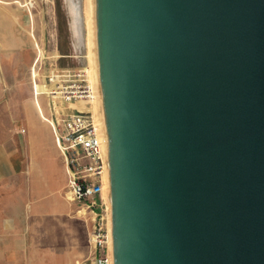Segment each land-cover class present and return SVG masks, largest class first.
I'll list each match as a JSON object with an SVG mask.
<instances>
[{
  "label": "water",
  "instance_id": "obj_1",
  "mask_svg": "<svg viewBox=\"0 0 264 264\" xmlns=\"http://www.w3.org/2000/svg\"><path fill=\"white\" fill-rule=\"evenodd\" d=\"M109 264H264V0H86Z\"/></svg>",
  "mask_w": 264,
  "mask_h": 264
},
{
  "label": "crops",
  "instance_id": "obj_2",
  "mask_svg": "<svg viewBox=\"0 0 264 264\" xmlns=\"http://www.w3.org/2000/svg\"><path fill=\"white\" fill-rule=\"evenodd\" d=\"M10 18L1 8L8 37ZM30 64L0 57V264H89L91 216L67 199L64 160L25 84Z\"/></svg>",
  "mask_w": 264,
  "mask_h": 264
},
{
  "label": "rangeland",
  "instance_id": "obj_3",
  "mask_svg": "<svg viewBox=\"0 0 264 264\" xmlns=\"http://www.w3.org/2000/svg\"><path fill=\"white\" fill-rule=\"evenodd\" d=\"M85 4V0H0V9L11 12V36L0 29V57H26L31 62L25 78L31 93L35 83L51 88L59 82L64 87L77 70L87 66ZM12 36L22 41L20 48ZM36 100L43 118L48 117L52 97L42 94ZM98 201L107 215L103 187Z\"/></svg>",
  "mask_w": 264,
  "mask_h": 264
},
{
  "label": "built area",
  "instance_id": "obj_4",
  "mask_svg": "<svg viewBox=\"0 0 264 264\" xmlns=\"http://www.w3.org/2000/svg\"><path fill=\"white\" fill-rule=\"evenodd\" d=\"M85 76L84 68L77 70L64 87L49 78L54 84L48 94L52 97L48 117L44 119L66 166L67 199L82 205L91 216L89 264H109L107 215L98 201L106 163L102 160L99 133L91 111L78 109L79 103L88 106L92 99L93 92ZM33 94L36 98L34 90Z\"/></svg>",
  "mask_w": 264,
  "mask_h": 264
},
{
  "label": "bare ground",
  "instance_id": "obj_5",
  "mask_svg": "<svg viewBox=\"0 0 264 264\" xmlns=\"http://www.w3.org/2000/svg\"><path fill=\"white\" fill-rule=\"evenodd\" d=\"M85 2H86V0H85ZM85 27L87 29L86 30L87 31V34H86L87 35L86 36V42H87V52H86L87 53V55H86L87 66L84 68V71L86 73L87 81L89 82V85H90V87L92 89V92H93V87H92V82H91V60H90L89 35H88V21H87V4H85ZM52 88L53 87L47 88L44 85H37L35 83L33 90L35 92V95L38 96V95H42V94H49V91ZM49 106H50V104L48 105V107ZM78 109L91 111L92 116H93L94 123L97 126L94 92L92 93V99H90L88 101V106H86L85 103H79L78 104ZM97 131L99 133L98 126H97ZM104 196H105V199L107 201V197L105 195V192H104ZM107 229H108V220H107Z\"/></svg>",
  "mask_w": 264,
  "mask_h": 264
}]
</instances>
